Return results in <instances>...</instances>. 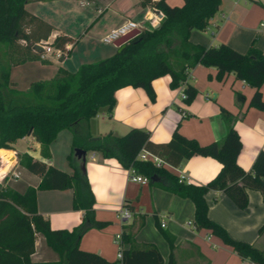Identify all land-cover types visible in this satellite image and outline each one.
Wrapping results in <instances>:
<instances>
[{"label": "trees", "instance_id": "16d2710c", "mask_svg": "<svg viewBox=\"0 0 264 264\" xmlns=\"http://www.w3.org/2000/svg\"><path fill=\"white\" fill-rule=\"evenodd\" d=\"M29 1L32 0H0V42L15 43L23 39L26 47L35 51L21 61L39 58L36 42L47 39L55 28L51 22L27 9ZM222 1L184 0L182 4H171L168 0H141L143 5H151L163 12L159 25L141 29L113 54L84 62L75 71L61 66L56 75L33 81L28 90L16 87L10 78V67L3 69L0 73V147L10 148L13 141L31 134L43 144V152L48 155V146L59 131L69 128L74 132L73 149L81 146L100 150L107 157H117L127 168L135 167L151 181L190 197L195 204L197 228L211 230L242 257L249 258L254 264H264L263 249L246 240L233 238L208 214L209 203L205 194L210 189L224 190L240 208L249 204V188L259 189L264 196V149L258 151L251 170L239 164L238 155L243 142L229 110L223 108L227 119L225 136L208 143L186 136L179 130V124L172 138L160 143L154 142L150 131L141 127H131L124 134L109 131L97 136H93L88 127L90 119L103 108L112 111L118 88L141 86L151 100H155V78L170 74L171 87H178L187 81L190 69L199 63L215 66L220 80L230 72L245 79L255 87L250 105L264 110L261 91L264 51L261 48L253 42L247 52H241L225 42L205 45L190 38L193 29L207 26ZM73 40L67 34H58L53 43L66 49V43ZM184 90V99L190 103L198 89L186 82ZM237 98L244 100L245 94L237 91ZM143 148L158 153L173 165H179L192 155L204 154L216 157L222 166L209 181L195 183L180 179L168 167L157 166L151 159L141 158L139 153ZM73 149L69 160L74 165ZM18 155L21 164L40 175L41 181L38 186H28L23 191L10 186L0 190V264H176L173 255L175 236L161 225L157 214L155 222L171 247L168 262L164 261L154 242L145 241L138 246L134 244L132 233L125 228L121 231V259L112 260L97 251L81 248L80 239L88 229L101 228L109 223V220L95 215V195L87 172L75 166L73 172H68L34 158L28 152ZM68 187L74 189L73 207L83 210L82 220L72 228L53 229L49 219L38 210L37 189ZM259 231H264V223ZM39 232L60 254L58 260H32Z\"/></svg>", "mask_w": 264, "mask_h": 264}, {"label": "crops", "instance_id": "0c3cea01", "mask_svg": "<svg viewBox=\"0 0 264 264\" xmlns=\"http://www.w3.org/2000/svg\"><path fill=\"white\" fill-rule=\"evenodd\" d=\"M183 1L168 0L171 4H182ZM26 7L55 26L48 38L67 34L74 40L68 42L67 54L60 59L39 56L14 64L10 72L12 81H15L14 67L28 61H38L53 77L61 66L75 71L80 64L93 61L94 56H106L90 42L96 29V32L100 30L99 33L105 34L127 19H135L136 15L146 21L145 16L155 11L153 6L143 5L141 0H32L26 3ZM211 21L216 31L213 30L207 37L193 32V29L190 36L194 42L205 45L225 42L241 52H247L254 42L264 51V0H223ZM216 73L215 66L202 63L190 69L186 82L198 89L190 103L182 96L186 84L171 87L170 74L153 80L155 100H151L144 87H120L115 92L116 102L112 111L105 109L103 114L92 117L89 131L93 136L109 131L124 134L136 126L149 130L150 138L160 143L168 142L179 124V130L186 136L208 143L225 136L227 119L223 108H226L231 112L243 142L238 162L246 170H251L258 151L264 149V110L250 105L255 91L253 85L234 72L228 73L222 80L217 78ZM237 91L245 94L244 100L237 98ZM261 91L264 96V82ZM20 139L28 140V149H18ZM73 141L74 132L64 128L48 146V155L43 152V144L31 134L16 139L10 148L0 147L3 160L0 165V190L10 186L23 191L40 183L41 176L21 164L20 152H28L49 165L73 172L74 165L69 160ZM221 166V161L214 156L195 154L179 165L170 163L166 167L176 174L185 173L192 182L205 183L218 173ZM86 168L95 195V215L109 220V223L101 228L88 229L80 239L81 248L117 260L115 236L125 228L132 233L134 244L138 246L145 241L154 242L160 248L164 261L168 262L171 247L155 222L157 214L160 221L165 220V225H161L175 236L173 255L176 264H254L211 230L188 223L194 220L195 213V204L190 197L181 196L150 178L146 182L131 180L128 168L117 157H107L100 150L88 149ZM248 194L249 204L240 208L224 190L210 189L205 194L209 203L208 214L223 225L233 238L246 240L264 250V231H259L264 223V196L256 188H249ZM73 196L72 187L37 189L38 210L49 219L53 229L72 228L82 220L83 210L73 207ZM123 207L132 210V216L125 221L120 217ZM150 223H154L157 232H147ZM126 246L130 244L126 243ZM31 257L33 261H51L58 260L60 254L39 232Z\"/></svg>", "mask_w": 264, "mask_h": 264}, {"label": "rangeland", "instance_id": "374dc122", "mask_svg": "<svg viewBox=\"0 0 264 264\" xmlns=\"http://www.w3.org/2000/svg\"><path fill=\"white\" fill-rule=\"evenodd\" d=\"M134 17L138 21L143 22V24H145L141 29L152 27L150 21H147V20L144 21L142 16L136 15ZM213 26H214L213 22L210 20V22L207 24V26L204 29L195 28L193 32H198L200 35L210 37L212 34L211 32L213 30L216 31ZM96 30L92 33L93 36H91L92 37L90 41L92 42L91 44H94V46L104 51V53H106L105 54L106 56L113 54L118 49V46L115 43L104 42L102 39L104 34L101 32L99 33L100 30L97 32ZM25 44L26 42L23 39H19L15 43L0 42V73L3 69H8L9 67L11 68L13 67L14 64H17V63H14L15 61H21L25 57L32 56L35 53L33 49L26 47ZM110 48L113 49L112 52L108 51ZM107 53L109 54L107 55ZM106 56H102V57L94 56V58L92 57V59H94L93 61H95V60L101 59ZM43 68L44 67H42V65L38 61H28L26 63L20 64L17 67H14L13 79L17 81V82L14 81L16 84V87L22 90H28L33 81L38 80V79L50 78L51 76L50 74H48L49 72H47V70ZM104 111L105 109L103 108L99 112V114H103ZM28 143L29 142L27 139H20V141L17 144V147L20 150L28 149ZM59 150L61 153L62 152L61 145H59ZM147 232H149L150 234L152 232H157L154 227V223L153 224L150 223Z\"/></svg>", "mask_w": 264, "mask_h": 264}, {"label": "built area", "instance_id": "2783aa9c", "mask_svg": "<svg viewBox=\"0 0 264 264\" xmlns=\"http://www.w3.org/2000/svg\"><path fill=\"white\" fill-rule=\"evenodd\" d=\"M161 16L156 12L153 11V13L148 14L145 16V20L150 21L152 26H157L160 23ZM143 22H139L135 19H127L125 22L121 23L120 25L112 28L108 32H106L102 39L106 43H115L119 38L122 36L127 35L131 31H133L136 28H141L144 26ZM54 38H47V39H41L36 42L35 46H39L37 48L40 50L39 55L43 59H50V58H56L60 59L64 57L65 54H67V49L70 47L69 43H66V49L62 47L56 46L54 42ZM183 84H186V81L183 82ZM182 96H186V92L184 88L182 89ZM139 156L143 159H151L157 166H167L170 165L168 161H166L161 155L158 153H155L153 151H150L146 148H143L141 152L139 153ZM128 173H129V178L133 181H141V182H146L149 180V177L147 175H144L136 170L135 167H128ZM180 179L182 180H189V177L185 173H180L178 174ZM132 216V210L129 209L128 207H123L120 211V217L123 221L127 220L129 217ZM189 224H194V220H189ZM162 225H165V220L161 221ZM115 241L118 244V257L119 259L122 258L123 256V241H122V234L121 232L117 233L115 236Z\"/></svg>", "mask_w": 264, "mask_h": 264}, {"label": "water", "instance_id": "95a60500", "mask_svg": "<svg viewBox=\"0 0 264 264\" xmlns=\"http://www.w3.org/2000/svg\"><path fill=\"white\" fill-rule=\"evenodd\" d=\"M155 11L161 17H163L164 14H163V12L160 9L155 8ZM140 31L141 30L139 28L134 29L133 31H131L127 35L122 36L121 38H119L115 42V44L118 47H123L128 40H130L131 38H133L134 36H136L138 33H140ZM36 47L39 48V46H36ZM87 152H88V149H86L84 147H81V146H75L74 149H73V153H72V158H73L74 166L77 169H79L80 171H83V172H85L86 169H87L86 168ZM2 163H3V160H2V157H0V165H2Z\"/></svg>", "mask_w": 264, "mask_h": 264}]
</instances>
